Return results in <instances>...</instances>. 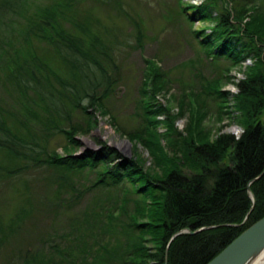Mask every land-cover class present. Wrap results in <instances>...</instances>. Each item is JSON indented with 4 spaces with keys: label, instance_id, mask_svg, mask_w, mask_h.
Segmentation results:
<instances>
[{
    "label": "trees",
    "instance_id": "1",
    "mask_svg": "<svg viewBox=\"0 0 264 264\" xmlns=\"http://www.w3.org/2000/svg\"><path fill=\"white\" fill-rule=\"evenodd\" d=\"M83 1L22 13L25 0H0V30L11 16L23 20L0 52V264H207L264 217V175L247 189L264 170V0H177L188 25L207 24L191 34L210 62H225L226 73L250 65L232 98L212 80L198 95L184 94L189 105L181 100L173 113L157 100L167 92L165 73L145 61L142 122L124 134L150 166L136 151L126 158L98 139V150L76 155L78 135L96 123L93 112L109 114L120 45L82 18ZM95 1L125 14L140 46L141 30L121 3ZM203 99L217 102L239 137H211ZM55 138L64 142L61 154L51 147Z\"/></svg>",
    "mask_w": 264,
    "mask_h": 264
},
{
    "label": "rangeland",
    "instance_id": "2",
    "mask_svg": "<svg viewBox=\"0 0 264 264\" xmlns=\"http://www.w3.org/2000/svg\"><path fill=\"white\" fill-rule=\"evenodd\" d=\"M51 1L53 0H25L26 11L22 13H27V11L29 13L35 7L47 5ZM117 1L130 14V18L138 24V30H141L140 46L135 41L134 32L137 29L125 14L112 11L95 0H85L78 6L82 18L87 16L95 20L93 28L101 34L103 40H111L113 44L118 42L120 45L115 50L118 69L111 72L116 83L112 96L105 101L109 114L104 115L100 111L93 112L96 123L90 127V130L78 135L81 147L76 155L82 154L87 149L98 150L99 146L95 144V140L98 139L126 158H131L136 151L140 157L145 159L146 165L150 166L151 160L147 152L140 145L131 142L124 134L132 132L142 122L139 89L147 72L145 61L154 62L165 73L169 82L167 92L161 93L157 100L159 104L169 107L173 113L178 112L177 103L179 101L184 100L185 105H189L188 97L181 99L184 94L198 95L201 91L200 85L212 80L219 79L222 90L230 94L229 99L232 98L238 93L235 84L244 79L245 69H243L242 62L240 67L233 68L226 73L225 62L212 63L204 56L202 49L191 34V29H202L207 24L196 22L192 27L188 25L179 15L177 0ZM191 2L198 4L200 0ZM10 16L6 17L7 20ZM18 22L23 24L21 16H11L10 25L0 30V52L7 49L10 41L21 33L22 29L18 26L20 24ZM125 41L129 43L128 47L123 46ZM203 101L207 115L202 124L210 132L212 138L219 133H228L236 127L226 116L221 117L216 113V101L212 99H203ZM197 104L198 102L195 101V105ZM227 105L234 114H237L231 106L232 103L228 102ZM187 113H184L185 115L176 122L180 131L187 124ZM112 118H115L116 125L113 124ZM164 118L163 115L157 117L161 121ZM83 120L81 114H76L74 117V121L80 124H83ZM157 130L160 133L164 132L162 122ZM240 132L241 129L238 132L233 131L235 134ZM63 144L60 138L51 141L52 149L60 154L62 153L60 146ZM100 195V192L91 193L90 201L92 196L100 197Z\"/></svg>",
    "mask_w": 264,
    "mask_h": 264
},
{
    "label": "water",
    "instance_id": "3",
    "mask_svg": "<svg viewBox=\"0 0 264 264\" xmlns=\"http://www.w3.org/2000/svg\"><path fill=\"white\" fill-rule=\"evenodd\" d=\"M263 175L264 170L256 178L248 183V191L251 183L258 180ZM251 199L252 201L254 200L252 195ZM247 218L248 216H246L242 225L245 224ZM186 232L189 233L188 230ZM263 252L264 217L245 229L237 238H235L228 246H226L216 257H214L207 264H252Z\"/></svg>",
    "mask_w": 264,
    "mask_h": 264
},
{
    "label": "bare ground",
    "instance_id": "4",
    "mask_svg": "<svg viewBox=\"0 0 264 264\" xmlns=\"http://www.w3.org/2000/svg\"><path fill=\"white\" fill-rule=\"evenodd\" d=\"M238 130L239 129H237L236 127H234L233 130H231L228 133L235 134V133H233V131L238 132ZM249 190H250V188H249ZM252 264H264V252Z\"/></svg>",
    "mask_w": 264,
    "mask_h": 264
},
{
    "label": "built area",
    "instance_id": "5",
    "mask_svg": "<svg viewBox=\"0 0 264 264\" xmlns=\"http://www.w3.org/2000/svg\"><path fill=\"white\" fill-rule=\"evenodd\" d=\"M250 64V60H247L245 63H243V69H245L246 68V66H248ZM241 133V132H240ZM239 133V134H240ZM239 134H235L236 136H238Z\"/></svg>",
    "mask_w": 264,
    "mask_h": 264
}]
</instances>
